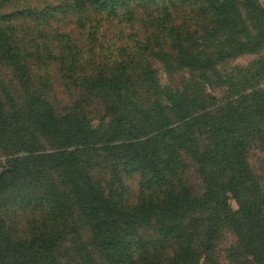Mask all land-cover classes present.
Instances as JSON below:
<instances>
[{"label":"trees","instance_id":"16d2710c","mask_svg":"<svg viewBox=\"0 0 264 264\" xmlns=\"http://www.w3.org/2000/svg\"><path fill=\"white\" fill-rule=\"evenodd\" d=\"M252 147L264 0H0V264H264Z\"/></svg>","mask_w":264,"mask_h":264},{"label":"rangeland","instance_id":"374dc122","mask_svg":"<svg viewBox=\"0 0 264 264\" xmlns=\"http://www.w3.org/2000/svg\"><path fill=\"white\" fill-rule=\"evenodd\" d=\"M251 59H252V56L245 55V56L237 58L233 62V64L244 65V64L248 63L249 60H251ZM161 77H162V80L165 79V76L163 74L161 75ZM216 93H218V92H216ZM216 95H220V93H218ZM248 157H249V162H250V165H251L253 171L259 177L261 182L264 184V150H262L261 148H258V147H252L249 151ZM137 182H138V177H135V179H132L130 181L132 188L136 187ZM230 204L233 208L236 207L233 200L230 201ZM234 238L235 237L233 234H231L229 231H225L223 236H222V239L219 243V255H220V258H221V261L223 264H228L227 260L224 259L223 249L230 246L234 242Z\"/></svg>","mask_w":264,"mask_h":264}]
</instances>
